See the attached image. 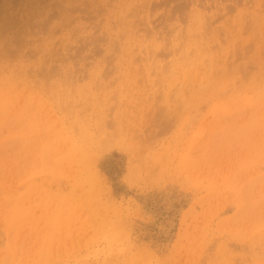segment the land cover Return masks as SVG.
<instances>
[{
	"label": "rangeland",
	"instance_id": "374dc122",
	"mask_svg": "<svg viewBox=\"0 0 264 264\" xmlns=\"http://www.w3.org/2000/svg\"><path fill=\"white\" fill-rule=\"evenodd\" d=\"M0 126V264H264V0H0Z\"/></svg>",
	"mask_w": 264,
	"mask_h": 264
},
{
	"label": "bare ground",
	"instance_id": "6f19581e",
	"mask_svg": "<svg viewBox=\"0 0 264 264\" xmlns=\"http://www.w3.org/2000/svg\"><path fill=\"white\" fill-rule=\"evenodd\" d=\"M49 63V62H48ZM46 65V64H45ZM41 70V69H40ZM193 70V69H192ZM193 74V72H192ZM181 78V77H180ZM10 81V80H9ZM66 81V80H65ZM64 83V82H63ZM66 83V82H65ZM53 85V84H52ZM55 87V86H54ZM62 92V91H61ZM44 93V92H43ZM47 93V92H46ZM51 94V93H50ZM37 97V96H36ZM16 100V98H15ZM34 102V101H33ZM47 112V111H46ZM47 115V114H46ZM68 116V115H67ZM10 118V117H9ZM56 118V117H55ZM51 121V120H50ZM9 126V125H8ZM1 127V126H0ZM57 127V126H56ZM70 145V144H69ZM68 146V145H67ZM159 214V213H158ZM167 216V215H166ZM165 216V217H166ZM173 218L172 217H166L165 220L161 223V231L163 234L168 235L170 234L171 230L174 227V223H173Z\"/></svg>",
	"mask_w": 264,
	"mask_h": 264
}]
</instances>
